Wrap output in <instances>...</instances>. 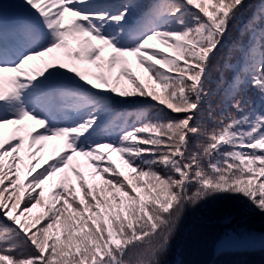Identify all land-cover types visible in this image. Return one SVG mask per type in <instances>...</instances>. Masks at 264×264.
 Returning <instances> with one entry per match:
<instances>
[{
    "label": "snow or ice",
    "instance_id": "6c2138e0",
    "mask_svg": "<svg viewBox=\"0 0 264 264\" xmlns=\"http://www.w3.org/2000/svg\"><path fill=\"white\" fill-rule=\"evenodd\" d=\"M214 200L264 215V0L0 3V264H167Z\"/></svg>",
    "mask_w": 264,
    "mask_h": 264
},
{
    "label": "trees",
    "instance_id": "16d2710c",
    "mask_svg": "<svg viewBox=\"0 0 264 264\" xmlns=\"http://www.w3.org/2000/svg\"><path fill=\"white\" fill-rule=\"evenodd\" d=\"M226 215L232 217L230 224L223 222ZM233 229L264 232V215L248 211L236 200H214L190 208L178 224L164 259L167 264H264V250L217 253L216 239Z\"/></svg>",
    "mask_w": 264,
    "mask_h": 264
}]
</instances>
